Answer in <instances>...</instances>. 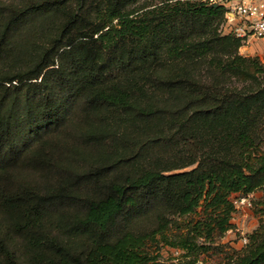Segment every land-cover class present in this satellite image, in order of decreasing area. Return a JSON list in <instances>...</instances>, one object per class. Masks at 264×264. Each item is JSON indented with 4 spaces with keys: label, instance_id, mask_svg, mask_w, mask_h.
<instances>
[{
    "label": "trees",
    "instance_id": "obj_1",
    "mask_svg": "<svg viewBox=\"0 0 264 264\" xmlns=\"http://www.w3.org/2000/svg\"><path fill=\"white\" fill-rule=\"evenodd\" d=\"M224 13L0 0V264H157L160 244L197 264L235 229L232 197L264 190V66ZM259 213L225 264H264Z\"/></svg>",
    "mask_w": 264,
    "mask_h": 264
},
{
    "label": "rangeland",
    "instance_id": "obj_2",
    "mask_svg": "<svg viewBox=\"0 0 264 264\" xmlns=\"http://www.w3.org/2000/svg\"><path fill=\"white\" fill-rule=\"evenodd\" d=\"M220 31L222 34L228 33L224 22L220 26ZM238 52L241 56L255 59L260 65L264 66V39L243 44ZM229 85L241 88L244 83L231 80ZM232 198H234V203L237 202L235 197ZM247 202L250 204L249 206L246 203L244 205L235 204L236 211L233 213L231 220L235 229L229 230L223 236L216 238L211 245L212 249L207 254L200 255L197 264H225L227 257L234 256L242 248L241 237L250 234L259 224L261 218L259 210L264 208V190L249 196ZM202 210L203 208L200 207L195 214L176 219L177 225L172 226L168 235L172 236L178 233V226L182 228L184 224L200 219ZM183 231L181 230L180 232ZM148 252L151 256L156 257L157 264H185L186 262L184 257H182V253L161 244L159 246H151Z\"/></svg>",
    "mask_w": 264,
    "mask_h": 264
},
{
    "label": "built area",
    "instance_id": "obj_3",
    "mask_svg": "<svg viewBox=\"0 0 264 264\" xmlns=\"http://www.w3.org/2000/svg\"><path fill=\"white\" fill-rule=\"evenodd\" d=\"M210 5H221L225 9L224 24L231 34L239 39L241 44L264 39V0H203ZM249 198V197H248ZM248 198H240L236 205H244ZM243 245L247 243L245 236L241 237Z\"/></svg>",
    "mask_w": 264,
    "mask_h": 264
},
{
    "label": "crops",
    "instance_id": "obj_4",
    "mask_svg": "<svg viewBox=\"0 0 264 264\" xmlns=\"http://www.w3.org/2000/svg\"><path fill=\"white\" fill-rule=\"evenodd\" d=\"M207 264H210V263H207Z\"/></svg>",
    "mask_w": 264,
    "mask_h": 264
}]
</instances>
